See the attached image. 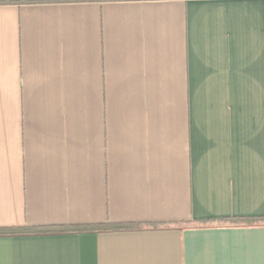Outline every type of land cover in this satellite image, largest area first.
<instances>
[{"label": "crops", "instance_id": "obj_1", "mask_svg": "<svg viewBox=\"0 0 264 264\" xmlns=\"http://www.w3.org/2000/svg\"><path fill=\"white\" fill-rule=\"evenodd\" d=\"M106 224L0 264H264V0H0V229Z\"/></svg>", "mask_w": 264, "mask_h": 264}, {"label": "trees", "instance_id": "obj_2", "mask_svg": "<svg viewBox=\"0 0 264 264\" xmlns=\"http://www.w3.org/2000/svg\"><path fill=\"white\" fill-rule=\"evenodd\" d=\"M230 220L232 223L239 222H263V219H223ZM152 225L147 224H106L97 225L93 227H38V228H18V229H0V236H22V235H52V234H64V233H80V232H106V231H126L133 229H140L150 227Z\"/></svg>", "mask_w": 264, "mask_h": 264}]
</instances>
